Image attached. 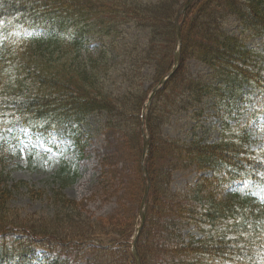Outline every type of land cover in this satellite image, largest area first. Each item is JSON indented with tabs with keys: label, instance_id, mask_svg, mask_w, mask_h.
Returning <instances> with one entry per match:
<instances>
[{
	"label": "trees",
	"instance_id": "1",
	"mask_svg": "<svg viewBox=\"0 0 264 264\" xmlns=\"http://www.w3.org/2000/svg\"><path fill=\"white\" fill-rule=\"evenodd\" d=\"M182 2L0 0V33L11 41L12 51L0 54V71L10 86L0 93V103L33 116V122L54 125L80 122L95 111H104L113 126L133 120L137 106L130 93L108 106L101 104L112 98L107 83L115 88L120 80L142 94V81H155L167 71L174 45L173 18ZM232 18L264 38V0H193L181 19V63L163 88L153 119L154 154L147 160L152 186L137 240L141 264H264V152L251 147L245 126L229 122L231 99L240 107L247 105L245 99L264 101V47L263 40L252 47L225 31L224 21ZM90 38L100 44L98 58L87 48ZM112 53L117 58L113 65ZM193 59L209 69L211 81L205 83L201 75L190 73L188 62ZM113 69L115 78L110 75ZM19 71L31 79L15 90L12 80ZM189 95V104L199 114L209 107L203 99L220 97L219 108L225 110L219 139L178 142L160 134L177 100ZM127 147L136 161L135 174L127 179V203L120 201L117 211L92 219L59 192L54 218L30 225L32 236H22L21 249L0 248V264H31L37 245L46 249V264H136L127 242L143 191L136 131ZM190 168H211L217 182L201 183L184 195L168 189L173 170ZM218 174L228 184H241L224 198ZM3 195L0 190V202ZM7 219L6 206L0 205V224ZM189 227L200 235L183 234L182 229ZM15 253L21 256L13 258Z\"/></svg>",
	"mask_w": 264,
	"mask_h": 264
},
{
	"label": "rangeland",
	"instance_id": "2",
	"mask_svg": "<svg viewBox=\"0 0 264 264\" xmlns=\"http://www.w3.org/2000/svg\"><path fill=\"white\" fill-rule=\"evenodd\" d=\"M226 29L231 30V31H236V32H241L240 29L235 25L234 22H227L226 23ZM242 30V29H241ZM254 39V40H253ZM259 38H252L251 36H248L249 42L251 41H258ZM214 121L216 118L213 119ZM218 120V118H217ZM216 120V121H217ZM216 133V130L214 128H211L207 133L206 136L213 137ZM103 139L98 138L89 148V153L90 157L83 160L81 162V170H82V178L79 180L77 184H75L73 187H70L66 190V192L69 195H74L78 198H82L87 195L88 189L92 187V181L95 179L96 175L98 174V170H96V151L100 149L102 145ZM45 148L39 146V145H34L30 146L29 144L25 145L23 148V151L21 153L20 158L24 161V156L29 159V156L33 162H36L42 156H46L48 160H53L54 161V156L51 153L45 154ZM108 151H111V146L108 147ZM20 158H11V164L14 166L13 170V175L15 177H21L26 180H30L33 182H38L40 179L45 178L48 171H44V168H49L50 165L46 164L43 165L39 171V169H31L28 167L26 162H21L19 163L20 165H15L14 162H18L19 160L21 161ZM119 169V167H117ZM99 169V168H98ZM129 170H123V172H128ZM195 172L191 173L188 176H177L175 178L174 186L176 188H182L187 182L192 181L194 179ZM38 184V183H37ZM93 188V187H92ZM91 188V189H92ZM14 203L16 205H19L22 207L24 210H34L39 208V203L37 202H29L28 199H26L25 196L23 195H18ZM90 205L94 206L95 210L97 213H104L107 210H109L113 206V200L110 199L106 202H95V203H90Z\"/></svg>",
	"mask_w": 264,
	"mask_h": 264
},
{
	"label": "water",
	"instance_id": "3",
	"mask_svg": "<svg viewBox=\"0 0 264 264\" xmlns=\"http://www.w3.org/2000/svg\"><path fill=\"white\" fill-rule=\"evenodd\" d=\"M190 0L187 1V3H189ZM175 22H176V19H175ZM176 35L177 37L179 36V28L178 26L176 25Z\"/></svg>",
	"mask_w": 264,
	"mask_h": 264
}]
</instances>
